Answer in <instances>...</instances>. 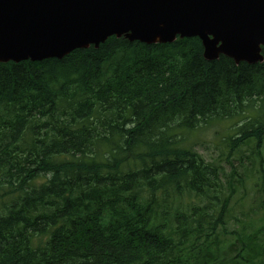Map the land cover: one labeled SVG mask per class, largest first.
<instances>
[{"label": "trees", "instance_id": "16d2710c", "mask_svg": "<svg viewBox=\"0 0 264 264\" xmlns=\"http://www.w3.org/2000/svg\"><path fill=\"white\" fill-rule=\"evenodd\" d=\"M263 113L264 61L197 36L0 62V264H264V226L230 228L245 173L264 204ZM230 118L244 174L195 147Z\"/></svg>", "mask_w": 264, "mask_h": 264}, {"label": "water", "instance_id": "95a60500", "mask_svg": "<svg viewBox=\"0 0 264 264\" xmlns=\"http://www.w3.org/2000/svg\"><path fill=\"white\" fill-rule=\"evenodd\" d=\"M199 37L208 60L264 61V0H0V62L61 59L110 36Z\"/></svg>", "mask_w": 264, "mask_h": 264}, {"label": "rangeland", "instance_id": "374dc122", "mask_svg": "<svg viewBox=\"0 0 264 264\" xmlns=\"http://www.w3.org/2000/svg\"><path fill=\"white\" fill-rule=\"evenodd\" d=\"M259 101H255L254 107H248L245 112L248 113V117H254L257 113V110H251L255 108V106L261 107ZM251 105V103L249 104ZM250 110V111H249ZM264 116V113L261 114ZM244 118H230L221 122H214L211 125L207 126L202 131H197L195 134L198 138H196L195 147L196 149L202 153L203 156L207 160H216L218 161L222 167L227 169V173L232 169L230 166V160H232L235 166L239 167L241 173L244 174V168H242L239 160L241 159V153L237 151L232 153L229 156V150L227 146V138L229 135H235L237 133V129L240 125L244 124ZM246 166L248 165V161H244ZM244 184L245 186L240 189L237 196L235 197L233 203V218L231 220V229H236L242 221L243 228L245 226H249L254 224V227H263L264 226V215L262 213L264 204H261V200L255 202V199H258V195H255L257 191L256 187V178L252 174L246 175L244 174ZM252 196L255 199H252ZM246 220V221H245Z\"/></svg>", "mask_w": 264, "mask_h": 264}, {"label": "bare ground", "instance_id": "6f19581e", "mask_svg": "<svg viewBox=\"0 0 264 264\" xmlns=\"http://www.w3.org/2000/svg\"><path fill=\"white\" fill-rule=\"evenodd\" d=\"M42 201V200H41ZM36 208V207H35Z\"/></svg>", "mask_w": 264, "mask_h": 264}]
</instances>
